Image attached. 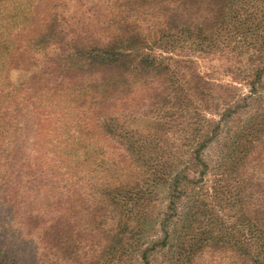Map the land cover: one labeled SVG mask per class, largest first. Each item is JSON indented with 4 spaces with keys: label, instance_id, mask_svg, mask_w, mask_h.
I'll return each instance as SVG.
<instances>
[{
    "label": "trees",
    "instance_id": "trees-1",
    "mask_svg": "<svg viewBox=\"0 0 264 264\" xmlns=\"http://www.w3.org/2000/svg\"><path fill=\"white\" fill-rule=\"evenodd\" d=\"M119 6L122 14L106 40L62 29L58 12L36 44L52 49L47 53L55 76L82 82L69 102L85 126L80 123L85 130L78 134L94 133V143L88 142L85 150L116 147L123 158L113 163H128L139 177L121 183L118 171L115 182L98 189L101 201L90 206L83 224L66 216L54 219L39 234L37 246L45 253L51 246L48 239L54 240V249L70 264H109L135 252L138 264H154L157 249L170 244L171 224L178 228L182 223L189 231L185 221L191 219L202 230L200 239L189 241L192 256L202 254L206 245L235 251L246 264H264V197L259 181L246 170L264 152V0H119ZM162 43L167 46L161 48ZM173 43L180 47H171ZM196 45L202 51H229L227 70L233 83L207 77L192 56L180 54L185 52L180 48ZM234 83L246 84L247 93L235 92ZM245 109L252 111L247 117ZM134 120L146 122L145 128L130 129ZM224 139L225 152L238 155L221 168L215 186L207 187L210 164L205 152ZM228 141L233 144L226 146ZM242 175L248 181L237 184L233 205H239V217L233 224L215 213L207 218L203 198L190 215L179 218L181 203L209 188L215 191L214 196L207 193L211 202L232 208L222 181H237ZM163 202L164 208L155 212ZM155 221L163 236L137 250L134 238L150 233ZM219 226L237 238L236 246L218 236ZM181 249L189 251L188 246ZM38 254L37 248L33 257ZM47 260V254L38 262L0 244V264Z\"/></svg>",
    "mask_w": 264,
    "mask_h": 264
},
{
    "label": "rangeland",
    "instance_id": "rangeland-1",
    "mask_svg": "<svg viewBox=\"0 0 264 264\" xmlns=\"http://www.w3.org/2000/svg\"><path fill=\"white\" fill-rule=\"evenodd\" d=\"M119 8V0H0V244L13 251H22L26 258L38 262L41 258L43 261L47 254L49 260L44 264H70L54 249V240L48 239L52 247L45 253L37 246L38 236L44 228L62 216L69 217L77 225L83 224L90 206L97 200L101 201L98 189L102 190L108 181L115 182L112 179L118 171L121 183L136 180L139 173L128 163H113L123 158V152L116 147L104 148V152L85 150L88 142L94 143L95 136L88 130L82 137L78 134L85 130L84 124L78 120L77 108L69 102L82 82L61 79L53 74L48 61V53L51 54L52 49L37 45V36L59 12L62 29L66 26L80 35L87 33L106 40L109 30L118 21V13L122 14L121 10L117 11ZM113 16L114 24L111 23ZM164 45L159 46L162 48ZM171 47L180 46L173 43ZM200 48L202 46L199 45L191 49L180 48L185 51L180 54L192 56L197 70L207 77L220 83H233L227 70L231 64L229 51L221 53ZM262 62L264 64V59ZM234 84L237 87L235 92L247 93L249 88L246 84ZM244 112L247 117L252 111L245 109ZM145 126L146 122L130 123V129L140 130ZM225 142L224 139L215 143L205 152L210 164L207 187L216 183L222 173L221 168L238 155V152L230 150L225 152ZM231 142L228 141L226 146L233 144ZM96 160L101 166L94 164ZM256 162L254 168L246 169L247 176H254L259 181L258 188L264 197V152ZM247 181L245 175L237 181L232 177L222 181V186L227 185V201L232 200L233 203H229L232 208L229 209L227 203L221 209L216 202H211L212 198L208 199L207 195L214 196L215 191L209 188L204 195L196 192L191 200L183 201L179 218L190 215L189 210L203 198L208 204L205 206V210H209L207 218L210 213H215L233 224L239 217V205H233L237 200L233 196H236L237 184ZM223 199L225 201L226 196ZM161 203L157 210L155 206V212L166 205ZM229 212L233 217L228 216ZM154 216L153 213L151 218ZM34 217L39 219V223ZM179 218L172 220L178 223ZM156 221L152 223L155 225L150 233L134 238L137 250L163 236ZM185 223L191 226L189 231L182 227V223L178 228L171 224L170 244L165 249H157L154 264H246L235 251L206 248V245L202 254L195 249L198 252L192 256L189 241L192 237L200 239L197 234L200 236L202 230L191 219ZM217 234L236 246L237 238L220 226ZM183 246H188L189 251L182 252ZM37 248L41 254L34 258ZM253 250L249 249L250 252L256 251ZM109 264H138V253Z\"/></svg>",
    "mask_w": 264,
    "mask_h": 264
}]
</instances>
